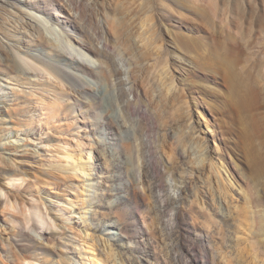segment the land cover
<instances>
[{
    "label": "rangeland",
    "instance_id": "obj_1",
    "mask_svg": "<svg viewBox=\"0 0 264 264\" xmlns=\"http://www.w3.org/2000/svg\"><path fill=\"white\" fill-rule=\"evenodd\" d=\"M5 1L0 264H264V0Z\"/></svg>",
    "mask_w": 264,
    "mask_h": 264
},
{
    "label": "bare ground",
    "instance_id": "obj_2",
    "mask_svg": "<svg viewBox=\"0 0 264 264\" xmlns=\"http://www.w3.org/2000/svg\"><path fill=\"white\" fill-rule=\"evenodd\" d=\"M0 2H6L5 0H0ZM38 33H39V39L40 40H43V36H42V34L40 33V30H38ZM91 50H93V49H91ZM96 50V49H95ZM33 59L36 61V62H38L39 61V64L45 69V71L47 72V73H49V74H56V73H58V72H61V73H64L65 71L61 68V67H55V68H53V67H51L50 65H48L47 63H45V62H40V60H39V58H38V56L37 57H34L33 56ZM9 63H10V65H9V67H7L10 71H12V72H16V71H24V67H29L30 69H32L31 68V66H30V64L26 61V60H24V59H16V60H10L9 59ZM8 63V64H9ZM7 64V65H8ZM115 73V76H118L119 74L118 73H116V72H114ZM76 78H74L75 79V81H79V77H77V76H75ZM89 160H90V158H89ZM83 167V166H82ZM81 168V167H80ZM77 170V169H76ZM83 170V169H82ZM83 173L84 174H86V172H85V170H83ZM23 179L22 178H13V179H8L7 181H6V186L10 189V190H13L14 188H19L22 184H23ZM28 223H27V225L25 226V227H23V228H20V227H18V226H16V225H13V230H15V231H18V233L19 234H26V233H28V231H40V232H45V230H44V223L42 222V220H41V222H38L37 220H35L32 216H30L29 218H28ZM44 227V228H43ZM46 233V232H45ZM25 236H27V235H25ZM45 236V240H46V247H48V248H50L51 249V245H52V242H50V241H48L47 240V238H46V234L44 235ZM28 237V236H27ZM43 239V240H44ZM29 249V248H28ZM26 250V249H25ZM19 264H40V263H37V262H33V261H27V260H22Z\"/></svg>",
    "mask_w": 264,
    "mask_h": 264
}]
</instances>
